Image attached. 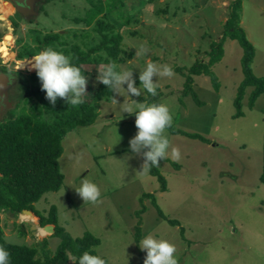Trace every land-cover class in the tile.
Wrapping results in <instances>:
<instances>
[{"label": "rangeland", "instance_id": "obj_1", "mask_svg": "<svg viewBox=\"0 0 264 264\" xmlns=\"http://www.w3.org/2000/svg\"><path fill=\"white\" fill-rule=\"evenodd\" d=\"M233 1L29 0L30 9L16 16L13 55L18 51L26 57V50L38 52L37 40L48 33H59L67 48L77 45L86 51L98 41L95 23L84 24L94 7L101 8L96 20L114 24V32L122 36L121 49L134 53L116 68L131 70L134 86L141 94L113 92V97L96 104L98 117L92 125L76 127L65 135L58 158L64 177L62 185L34 204L41 217H46L54 206L58 224L72 238L81 237L84 232L97 238L99 244L93 249L108 264H142L145 252L137 244L149 233L175 245L177 264H264V185L258 179L264 138V95L258 96L250 108L248 97L252 89L247 87L241 100L243 115L232 118L233 101L243 79L242 50L228 38L223 42L220 61L211 67L217 90L212 88L209 78L192 76L190 87L195 97L191 93L184 95L185 78L175 71L180 69L187 74L195 62H208L210 45L221 40ZM7 6L8 12L0 13L3 17L12 13ZM239 15L240 27L254 48L252 73L264 77V0H241ZM146 61L157 69L165 65L172 69L171 76L152 77L156 95L149 96L138 80ZM106 66H84L88 71L86 97L91 96L98 84V72ZM18 69L14 73L26 92H13L8 117L3 120L16 116L23 105H36L44 97L35 71ZM149 104L166 105L173 128L197 134L209 142L171 135L165 129L163 134L170 148L178 149L180 158L173 160L167 155L164 159L168 161L158 160L155 166L166 181L164 192L159 191L148 167L141 166V155L128 148V140L136 132L134 113L119 111L125 106L133 109ZM43 119L51 122L53 115L46 114ZM3 122L0 120V124ZM82 178L98 186L100 196L95 203L83 202L72 188ZM144 194H152L163 215L179 226L172 227L160 219ZM20 214L0 212L4 237L15 244L34 246L40 259L53 255L59 239L49 233L40 237L36 227L32 236ZM18 219L22 220L24 237L14 225H18Z\"/></svg>", "mask_w": 264, "mask_h": 264}, {"label": "trees", "instance_id": "obj_2", "mask_svg": "<svg viewBox=\"0 0 264 264\" xmlns=\"http://www.w3.org/2000/svg\"><path fill=\"white\" fill-rule=\"evenodd\" d=\"M240 9L241 0H234L230 5L228 17L223 25L221 40L210 45L211 50L207 53V63L195 62L187 70V74H182L180 69L175 70L185 78L182 93L184 95L191 93L195 97L190 87L192 76L203 75L209 78L212 88L217 90V78L211 71V67L220 61L223 55L222 45L224 40L228 38L236 41L242 50L240 64L243 79L238 86L237 94L233 101L235 110L232 116L233 119L243 115L241 100L247 87L252 89L248 97V106L250 108L258 96L264 95V77L254 76L251 70L254 48L248 41L244 30L240 27ZM100 11V7H94V11L89 12L87 19L84 21L86 26L95 23L94 32L98 36V41L89 46L86 51L80 50L77 45L67 48V44L61 40L59 33H48L42 39H38L39 45L36 50L51 48L58 51L57 47H59L60 51L68 56L70 61L81 70V74L85 75V78L88 75V71L84 66L103 64L112 66L117 70L116 65L122 63L125 59L132 58L134 53L133 51L125 53L121 49L122 36L114 32V24L96 20V16ZM83 37H87V35H83ZM30 55L32 53L29 51L25 54V56ZM23 56L24 54H20L21 58ZM111 97H113V91L98 82L91 96L86 97L84 94L82 97L83 103L78 106H72L64 102L62 98H57L55 105H50L44 96L36 105L27 107L23 105L16 116L9 115L8 120L0 124V212H8V214L16 216L23 210H28L32 214H20L19 218L31 221L40 237L46 234L40 227L52 225L53 233L51 235L60 241L53 255H43V259H40L34 246L9 242L0 230V247L8 251L9 264H68L71 255L79 256L84 251L96 255L93 248L99 244L97 238L88 232H84L81 237L72 238L58 224L54 206L49 208L46 217H41L35 211L34 204L45 193L57 192L62 185L64 177L58 166V158L62 153L61 140L69 131L76 127L92 125L98 117L96 104L103 99L108 100ZM141 101H144V98ZM46 114L53 115L51 122L43 119ZM166 129L171 135H180L202 143H209L207 139L197 134H187L172 126ZM172 165L177 168V165L173 163ZM148 173L158 182L159 191L164 192L166 190V181L158 169L155 166H149ZM258 179L264 185V138L261 171ZM143 198L151 201L160 219L167 221L168 225L172 227L179 226L177 221L169 220L163 215L156 205L152 194H144ZM142 211L143 209L139 212ZM33 215L39 218L40 227H38ZM14 225L20 228L19 234L24 237L23 223ZM182 232L183 229L181 228V235ZM135 237L137 242L139 228L136 229ZM39 244L43 245V243ZM103 259L105 264H108L107 260Z\"/></svg>", "mask_w": 264, "mask_h": 264}, {"label": "clouds", "instance_id": "obj_3", "mask_svg": "<svg viewBox=\"0 0 264 264\" xmlns=\"http://www.w3.org/2000/svg\"><path fill=\"white\" fill-rule=\"evenodd\" d=\"M28 59L30 68L35 71L40 88L50 105H55L57 98H62L64 102L72 106L83 103L86 78L68 56L48 48L35 53ZM157 74L171 76L173 73L167 65L157 69L151 61H146L145 67L138 73L139 83L150 95H156V85L152 77ZM96 80L118 94L119 90H123L127 96L141 94L140 89L134 86L131 70L117 71L112 66H106L98 72ZM112 99L117 103L114 98ZM119 111L120 114L134 113L133 123L136 132L128 140V148L131 153L143 157L141 166L145 168L156 166L158 160H164L167 155H170L173 160L180 158L179 150L175 147L170 148L169 140L163 134L165 129L171 126L172 119L166 105H140L133 109L125 106ZM72 188L83 202L95 203L100 196L98 186L88 179H80L79 185ZM137 245L145 252L142 264H177L174 255L175 245L167 239L157 238L149 233L145 234ZM69 261L72 264H105L103 258L88 251L82 252L79 256L71 255ZM0 264H9V253L3 247H0Z\"/></svg>", "mask_w": 264, "mask_h": 264}, {"label": "flooded vegetation", "instance_id": "obj_4", "mask_svg": "<svg viewBox=\"0 0 264 264\" xmlns=\"http://www.w3.org/2000/svg\"><path fill=\"white\" fill-rule=\"evenodd\" d=\"M3 1L8 2V4L10 5V9L12 10V13L8 16L3 17L0 15V120L6 121L3 119L5 117H8V103L10 101H13V92H26L23 87V82L14 72H19L18 68H20V64L29 61L28 58H30L35 53H32V55L23 58L20 57V52L18 51L13 55L12 48L14 40H12V37L15 34V28L18 27L16 16L19 17L20 14H18L19 12L16 10V7L11 0ZM8 8L9 6H7L6 8H2L0 12L5 14L8 12ZM10 17L16 18L15 21ZM7 22L8 25L6 24ZM4 41H8L9 43L2 45L1 43ZM27 51L28 50H26V52ZM8 55L10 57H8ZM12 55L13 57H11ZM17 66L18 70L16 69ZM25 69L33 70L31 68Z\"/></svg>", "mask_w": 264, "mask_h": 264}, {"label": "water", "instance_id": "obj_5", "mask_svg": "<svg viewBox=\"0 0 264 264\" xmlns=\"http://www.w3.org/2000/svg\"><path fill=\"white\" fill-rule=\"evenodd\" d=\"M13 2V4L15 5L16 7V10L19 12V13H22L24 10H28L30 9V4H29V0H11ZM20 69H23V68H20ZM8 213V212H7ZM21 214H32V212L28 211V210H23L21 212ZM34 216V215H33ZM34 219L39 222V218L37 216H34ZM18 224L22 223V220L18 219ZM26 224L28 225L29 227V230L32 234V236L36 233L35 231V226L34 224L31 222V221H26ZM42 229L46 232V233H49V234H52L53 233V226L52 225H45L42 227Z\"/></svg>", "mask_w": 264, "mask_h": 264}, {"label": "bare ground", "instance_id": "obj_6", "mask_svg": "<svg viewBox=\"0 0 264 264\" xmlns=\"http://www.w3.org/2000/svg\"><path fill=\"white\" fill-rule=\"evenodd\" d=\"M8 43H9L8 41H4L1 44L5 45V44H8ZM8 57H10V56L8 55ZM20 68H30L29 61L23 62L22 64H20Z\"/></svg>", "mask_w": 264, "mask_h": 264}, {"label": "crops", "instance_id": "obj_7", "mask_svg": "<svg viewBox=\"0 0 264 264\" xmlns=\"http://www.w3.org/2000/svg\"><path fill=\"white\" fill-rule=\"evenodd\" d=\"M6 5H8V3L7 2H4L3 0H0V11H1V9L2 8H6ZM0 13H2V12H0ZM3 14V13H2ZM5 16H8V14H6ZM4 16V17H5ZM241 21V20H240ZM240 24H241V22H240Z\"/></svg>", "mask_w": 264, "mask_h": 264}]
</instances>
